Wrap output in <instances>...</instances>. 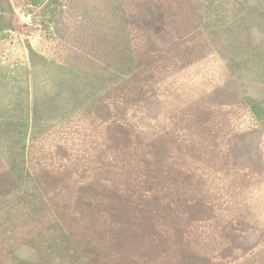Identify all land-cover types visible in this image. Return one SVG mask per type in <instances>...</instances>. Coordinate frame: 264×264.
Instances as JSON below:
<instances>
[{
  "label": "rangeland",
  "instance_id": "obj_1",
  "mask_svg": "<svg viewBox=\"0 0 264 264\" xmlns=\"http://www.w3.org/2000/svg\"><path fill=\"white\" fill-rule=\"evenodd\" d=\"M0 264H264V0H0Z\"/></svg>",
  "mask_w": 264,
  "mask_h": 264
}]
</instances>
